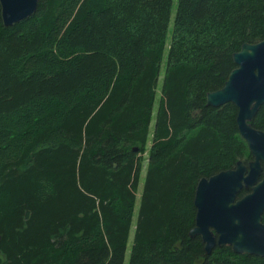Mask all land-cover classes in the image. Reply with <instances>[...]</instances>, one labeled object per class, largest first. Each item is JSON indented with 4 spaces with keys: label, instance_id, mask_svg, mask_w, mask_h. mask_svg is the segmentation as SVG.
<instances>
[{
    "label": "trees",
    "instance_id": "16d2710c",
    "mask_svg": "<svg viewBox=\"0 0 264 264\" xmlns=\"http://www.w3.org/2000/svg\"><path fill=\"white\" fill-rule=\"evenodd\" d=\"M172 5L38 0L0 17V264H123L165 50L128 264H264L189 237L197 182L251 160L236 107L206 94L264 39V0H177L167 46Z\"/></svg>",
    "mask_w": 264,
    "mask_h": 264
},
{
    "label": "water",
    "instance_id": "95a60500",
    "mask_svg": "<svg viewBox=\"0 0 264 264\" xmlns=\"http://www.w3.org/2000/svg\"><path fill=\"white\" fill-rule=\"evenodd\" d=\"M38 0H0V17L10 27L32 16ZM235 68L224 85L206 94V105L219 108L233 104L237 109L238 133L247 144L251 160L208 178L195 187L194 226L189 237L199 236L204 252L229 246L237 255L264 257V130L251 121L264 104V39L244 43L232 54ZM247 191L241 197L238 194Z\"/></svg>",
    "mask_w": 264,
    "mask_h": 264
},
{
    "label": "rangeland",
    "instance_id": "374dc122",
    "mask_svg": "<svg viewBox=\"0 0 264 264\" xmlns=\"http://www.w3.org/2000/svg\"><path fill=\"white\" fill-rule=\"evenodd\" d=\"M176 3H177V0H173V5H172V10H171V15H170V22H169V33H168L167 39H166L167 46H168V43L170 41V34H171L173 19H174L175 10H176ZM165 58H166V50H165L164 55H163V61L161 63L159 78H158V82H157L155 104L153 107L151 123H150V134L148 136V141H147L146 146L144 147V151L142 153V158H143L142 169H141V174H140V178H139V184H138V189H137V193H136V203H135V208H134V213H133L132 225H131L129 238H128L127 245H126L123 264H128L131 246L133 244L134 227H135L136 220H137L138 206H139L140 196H141V192H142V188H143V184H144V179H145V175H146V168H147V164H148L147 158H148V154H149V151L151 148L152 130L154 127V120H155V116H156V112H157L158 101L160 98V89L162 87V80H163V76H164Z\"/></svg>",
    "mask_w": 264,
    "mask_h": 264
}]
</instances>
